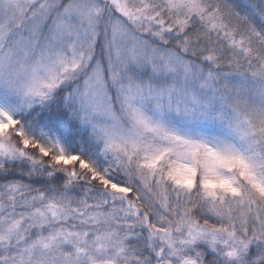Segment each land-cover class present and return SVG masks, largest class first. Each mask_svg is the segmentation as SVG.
<instances>
[{
	"label": "snow or ice",
	"instance_id": "obj_1",
	"mask_svg": "<svg viewBox=\"0 0 264 264\" xmlns=\"http://www.w3.org/2000/svg\"><path fill=\"white\" fill-rule=\"evenodd\" d=\"M0 264H264V0H0Z\"/></svg>",
	"mask_w": 264,
	"mask_h": 264
}]
</instances>
